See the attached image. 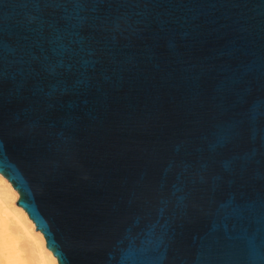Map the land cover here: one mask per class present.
Here are the masks:
<instances>
[{
	"label": "water",
	"instance_id": "95a60500",
	"mask_svg": "<svg viewBox=\"0 0 264 264\" xmlns=\"http://www.w3.org/2000/svg\"><path fill=\"white\" fill-rule=\"evenodd\" d=\"M0 174L56 264H264V0H0Z\"/></svg>",
	"mask_w": 264,
	"mask_h": 264
},
{
	"label": "bare ground",
	"instance_id": "6f19581e",
	"mask_svg": "<svg viewBox=\"0 0 264 264\" xmlns=\"http://www.w3.org/2000/svg\"><path fill=\"white\" fill-rule=\"evenodd\" d=\"M0 187V202L10 190L17 197L7 180ZM11 192V193H12ZM0 215V249L5 251L6 262L0 264H56L53 255L44 247V240L25 212L17 206L10 216ZM1 255V254H0ZM14 259V261H13Z\"/></svg>",
	"mask_w": 264,
	"mask_h": 264
},
{
	"label": "rangeland",
	"instance_id": "374dc122",
	"mask_svg": "<svg viewBox=\"0 0 264 264\" xmlns=\"http://www.w3.org/2000/svg\"><path fill=\"white\" fill-rule=\"evenodd\" d=\"M3 185V179L0 177V187ZM12 192V191H11ZM10 190L9 192L6 191L5 192V196L4 199L2 200L3 202H0V215H5V218H7V216H10V212L13 213L14 210H17V206L15 205L14 201L16 200V196L15 194L12 192L11 193ZM0 261L6 262V255L5 251H3L2 249H0ZM8 261V260H7ZM14 261V259H13Z\"/></svg>",
	"mask_w": 264,
	"mask_h": 264
}]
</instances>
